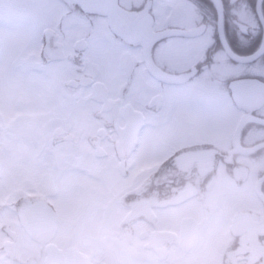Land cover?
<instances>
[{"label": "flooded vegetation", "instance_id": "1", "mask_svg": "<svg viewBox=\"0 0 264 264\" xmlns=\"http://www.w3.org/2000/svg\"><path fill=\"white\" fill-rule=\"evenodd\" d=\"M0 73V264H264V0H0Z\"/></svg>", "mask_w": 264, "mask_h": 264}, {"label": "rangeland", "instance_id": "2", "mask_svg": "<svg viewBox=\"0 0 264 264\" xmlns=\"http://www.w3.org/2000/svg\"><path fill=\"white\" fill-rule=\"evenodd\" d=\"M23 12L25 13L26 11L24 10ZM29 13H30V11H29ZM38 15L42 17V22L39 24V28H38L39 30H40V28L42 26H49V27L50 26H53L54 25V21L56 20V17H57L56 16V13H53L52 14L51 12H49V10H47V9L45 10L42 7H39L38 8ZM120 52H121V50H119L117 52V55L116 56L115 55L103 56V55H101V54L98 53L97 55L90 56V57L96 58L94 60L96 62H98L100 65H106V64L112 63V62L115 63V64H119V63H121ZM124 58H125V56H124ZM97 59H98V61H97ZM6 70L7 69H5L3 71L5 72ZM7 71H8V74L11 75V72L9 71V69ZM0 78H2L1 75H0ZM12 84L14 86H16V83L15 82H13ZM3 88L5 90L11 89L10 85L4 84V83L2 84L1 81H0V100H1V95H2ZM114 88H116V85L115 84L113 86V89ZM4 105H5L6 109L9 110V112L12 111L13 109L14 110H16L17 108L20 109L19 106L20 107H24V103H20V101L18 99H14V98H8V99H6ZM92 106L93 105H90V104L87 105L88 109L91 108ZM0 110H1V103H0Z\"/></svg>", "mask_w": 264, "mask_h": 264}, {"label": "water", "instance_id": "3", "mask_svg": "<svg viewBox=\"0 0 264 264\" xmlns=\"http://www.w3.org/2000/svg\"><path fill=\"white\" fill-rule=\"evenodd\" d=\"M95 8V7H94Z\"/></svg>", "mask_w": 264, "mask_h": 264}]
</instances>
